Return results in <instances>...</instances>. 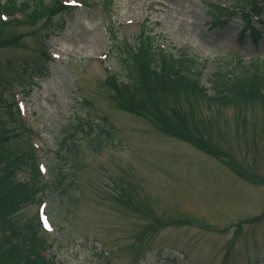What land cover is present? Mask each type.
<instances>
[{"label": "rangeland", "instance_id": "rangeland-1", "mask_svg": "<svg viewBox=\"0 0 264 264\" xmlns=\"http://www.w3.org/2000/svg\"><path fill=\"white\" fill-rule=\"evenodd\" d=\"M86 1L64 23L59 17L49 29H9L4 37L18 42L0 44L5 99L15 93L24 101L41 159L56 173L67 169L65 184L75 182L70 211L59 192L45 198L46 213L62 222L37 243L51 245L55 264H264V108L170 98L197 126L192 138L208 153L119 110L105 83L104 64L120 70L143 31L153 51L164 44L175 58H194L181 66L203 72L207 88L215 69L232 65L243 73L251 61L252 71L262 69L264 26L255 46L248 32L240 39L237 20L216 25L211 11L216 1L247 7L249 0ZM52 29L48 47L40 38ZM53 53L64 61H53ZM99 54L108 57L92 59ZM21 174L17 179L27 181ZM38 199L20 201L11 221L35 219Z\"/></svg>", "mask_w": 264, "mask_h": 264}, {"label": "trees", "instance_id": "trees-1", "mask_svg": "<svg viewBox=\"0 0 264 264\" xmlns=\"http://www.w3.org/2000/svg\"><path fill=\"white\" fill-rule=\"evenodd\" d=\"M261 2L263 1L253 2L252 7L256 15L261 14ZM3 12L9 14L11 19L4 23L0 18V44L11 45L17 41V37L6 39L4 35L7 30L29 24L51 22L57 16L70 15L72 10L63 7L61 0H9L5 5L0 4V14ZM215 12L220 16L225 14L218 9ZM16 13L22 14L27 23L23 21L18 24L14 19ZM245 21L250 26V21L248 19ZM140 40L137 46L129 47L128 58L121 61L127 72L125 82L116 75L110 79L109 85L114 92L111 97L121 110L142 116L155 124L161 133L193 143L196 148L210 153L209 148L205 147L200 139L192 138V132L198 130L197 126L192 125L189 115L169 104L170 98H187L193 101L205 99L217 108L230 106L239 111L254 106L264 108V70L252 71L251 67H246L243 73H237L234 69H216L212 75L215 95L208 98L204 95L205 91L198 80H191L177 71L178 62L180 66L186 63L193 65L192 60L188 61L186 58L179 61L171 60L163 52H154L150 49L149 43H146L149 42V38L144 34L141 35ZM121 51L120 49V53ZM191 69L199 70L196 67ZM4 88L2 84L0 87V232H3V239L0 242V264H43L44 261L39 260L33 251V244L36 243L41 231L38 216L25 224L14 223L11 218L18 213L20 201H30L38 190H43L46 194L59 192L64 206L71 210V207L77 204L76 195L70 194V189L75 188V182L69 180L65 184L64 181L69 179L70 174L67 169L61 168L58 170L60 173L54 171L55 177L52 183H42L37 172L35 155L28 141L25 140L24 131L15 111L12 110L13 105L3 99ZM198 140L202 143L197 142ZM22 170L30 171H27L29 176L25 182L17 180Z\"/></svg>", "mask_w": 264, "mask_h": 264}]
</instances>
